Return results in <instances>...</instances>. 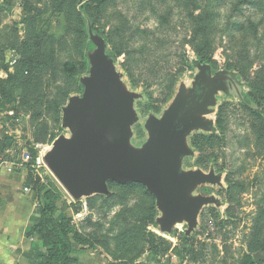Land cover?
Listing matches in <instances>:
<instances>
[{
	"label": "rangeland",
	"instance_id": "1",
	"mask_svg": "<svg viewBox=\"0 0 264 264\" xmlns=\"http://www.w3.org/2000/svg\"><path fill=\"white\" fill-rule=\"evenodd\" d=\"M204 72L228 94L214 132L178 159L198 169L182 172L185 211L111 182L74 198L52 172L54 151L83 142L70 112L96 89L110 133L142 138L145 125L155 138ZM0 80L3 159L33 153L19 166L50 236L70 219L86 239L67 264H264V0H0Z\"/></svg>",
	"mask_w": 264,
	"mask_h": 264
},
{
	"label": "crops",
	"instance_id": "2",
	"mask_svg": "<svg viewBox=\"0 0 264 264\" xmlns=\"http://www.w3.org/2000/svg\"><path fill=\"white\" fill-rule=\"evenodd\" d=\"M211 80L210 74L206 72L196 76L191 92L188 90L183 100L176 107L173 106L172 115L165 116V124H161L165 140H177L178 159L189 156L193 150L192 137L195 134L209 135L216 129L215 116L222 106L218 100L228 91L216 86ZM109 106L110 102L107 101L104 111H108ZM140 127L142 138L135 137L133 130H130V135H125L124 150L130 159L144 157L156 139L145 125ZM135 139L139 144H134ZM3 156L0 150V264H45V244L37 234L29 237L30 231L41 223L43 215L37 193L29 187L32 180L23 169L24 164L28 166L31 162L19 160L14 165L3 159ZM181 166L178 162L176 169L171 171V180L182 178V172L193 177L197 175V167L193 166L194 170L186 172ZM78 249L80 246L74 244L72 259L78 260ZM89 264L99 263L90 260Z\"/></svg>",
	"mask_w": 264,
	"mask_h": 264
},
{
	"label": "water",
	"instance_id": "3",
	"mask_svg": "<svg viewBox=\"0 0 264 264\" xmlns=\"http://www.w3.org/2000/svg\"><path fill=\"white\" fill-rule=\"evenodd\" d=\"M98 89L85 104L70 112L79 122L78 135L83 142L76 149L69 145L54 151L49 163L52 172L74 198L105 193L108 182L136 183L146 187L171 215L185 211L179 195L188 179H170L178 164L177 140L166 141L161 130L144 157L130 159L124 150V126L115 128L113 133L103 127L108 100L107 94ZM254 258L260 260L261 256Z\"/></svg>",
	"mask_w": 264,
	"mask_h": 264
},
{
	"label": "trees",
	"instance_id": "4",
	"mask_svg": "<svg viewBox=\"0 0 264 264\" xmlns=\"http://www.w3.org/2000/svg\"><path fill=\"white\" fill-rule=\"evenodd\" d=\"M198 49L196 47V50L198 52ZM1 83H6V80H0ZM0 93L3 94V92L0 90ZM32 155V160L31 163H34V158H33V153ZM35 157V156H34ZM28 164V165H31ZM112 185H114L115 187H117L118 190L122 189V190H129L130 194H136L139 193L140 195H142L143 197H145V199H147V201H149V203H155V198L154 196H152L148 190L141 184H136V183H130V184H117L114 182H111ZM114 193V192H113ZM155 211H157L155 209ZM154 213L157 215V212ZM46 219V218H45ZM43 215H42V221L40 224H38L37 226H35L29 233V237H32L34 235H39L41 241L45 244L46 249H47V255L45 257V264H67V262H71L73 261L72 259V254H73V245L77 244L80 245L82 247L86 246L85 245V237L79 236L78 234L75 233H71V231L64 226V224H70L72 223V220L70 219H63L61 221V223L58 225V232H57V236L55 238L51 237L49 234V228H48V223L47 220H45ZM140 221L145 223L146 222V218L142 217L140 218ZM151 222V221H150ZM153 226H155V223L152 224ZM146 229L148 228V225L145 226ZM69 228V225H68ZM145 234L146 232L143 234V238L145 239ZM120 237L122 238V240H120L121 242L126 240L124 239V233L120 235ZM156 240L155 236L153 234H150V238L149 240ZM154 242V241H152ZM151 242V243H152ZM52 247H50L51 245ZM74 264V263H73ZM243 264H255L254 259L252 258H245L243 260Z\"/></svg>",
	"mask_w": 264,
	"mask_h": 264
},
{
	"label": "built area",
	"instance_id": "5",
	"mask_svg": "<svg viewBox=\"0 0 264 264\" xmlns=\"http://www.w3.org/2000/svg\"><path fill=\"white\" fill-rule=\"evenodd\" d=\"M24 160H25V162H31V160H32V155H31V154H26V155L24 156Z\"/></svg>",
	"mask_w": 264,
	"mask_h": 264
}]
</instances>
